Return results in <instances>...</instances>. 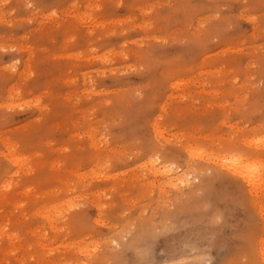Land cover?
Here are the masks:
<instances>
[{
	"label": "rangeland",
	"instance_id": "374dc122",
	"mask_svg": "<svg viewBox=\"0 0 264 264\" xmlns=\"http://www.w3.org/2000/svg\"><path fill=\"white\" fill-rule=\"evenodd\" d=\"M263 145L264 0H0V264H264Z\"/></svg>",
	"mask_w": 264,
	"mask_h": 264
},
{
	"label": "bare ground",
	"instance_id": "6f19581e",
	"mask_svg": "<svg viewBox=\"0 0 264 264\" xmlns=\"http://www.w3.org/2000/svg\"><path fill=\"white\" fill-rule=\"evenodd\" d=\"M262 141V140H261ZM264 146V145H263ZM190 147H192V146H190ZM189 148V147H188ZM187 148V149H188ZM262 148V147H261ZM191 149V148H190ZM189 149V150H190ZM192 149H193V147H192ZM191 149V151L190 152H192V153H190L192 156H193V154L194 155H199V154H201V152H199V153H197L196 154V152L197 151H200V150H202V149H200V148H196V149H193L192 150ZM198 149H200V150H198ZM194 150L196 151V152H194ZM203 151H205V150H203ZM207 152V151H206ZM209 154H208V156H206V158L207 159H209L210 160V158L209 157H212V155L210 156V152H208ZM215 154H213V156H214ZM216 156V155H215ZM246 156V155H245ZM213 158V157H212ZM191 159V158H190ZM206 159V160H207ZM255 159H254V157H252V158H250V159H247L246 157H244L243 156V153H241L240 151L239 152H237V151H229V152H227V153H221V155L220 154H218L217 155V157L215 158V162L214 163H216V165L220 168V169H222V170H224V171H226V172H228L229 174H232L236 179H238L239 181H241L242 183H245L246 185H247V187H248V190H249V193H251V194H253V196H258V195H260L259 194V192L257 191V189H259L260 187H263V189H264V164H263V161H261L260 163H257V164H255ZM258 162V161H257ZM152 163H156L154 160H153V162ZM139 165V164H138ZM151 165H153V164H151ZM187 166V165H186ZM154 167H155V169L154 170H156V172H160L161 173V175L164 177V179L165 180H163V178H162V183L160 184L161 186H162V184H163V181H165L164 182V184H169V183H172L173 185H175L176 183H177V186H179V184L178 183H180V184H186L187 183V181H189L190 179H188V175L190 174L187 170L186 171H184L183 172V170H182V173L180 172H176V165L174 166L172 163H170V162H163V161H161V162H159L158 163V165H154ZM193 167V166H192ZM149 168V167H148ZM150 168H152L153 169V167H151L150 166ZM149 168V169H150ZM189 168V167H188ZM178 169V168H177ZM151 170V169H150ZM153 170V171H154ZM158 170V171H157ZM152 171V172H153ZM156 172H154V174L156 173ZM151 173V172H150ZM152 174V173H151ZM157 174H159V173H156V175ZM163 184V185H164ZM172 184L170 185V186H172ZM176 186V185H175ZM182 186V185H181ZM164 188V187H163ZM162 188V189H163ZM173 188H175L174 186H173ZM158 189V188H157ZM164 189H166V188H164ZM175 189H178V187H176ZM161 192L160 193H162V190H161V188L159 189ZM182 192V191H181ZM163 194V193H162ZM162 196H164V194L162 195ZM160 197V196H159ZM163 199H165V198H163ZM160 200H162V198L160 199ZM159 200V201H160ZM158 201V200H157ZM164 202V201H163ZM166 202V201H165ZM165 202H164V204H165ZM253 203H255V205H257V206H259L260 205V201L258 200H254L253 201ZM168 204V203H167ZM166 204V205H167ZM42 209H44V207H41ZM41 208H38V209H41ZM41 209V210H42ZM46 209V208H45ZM44 209V210H45ZM40 211V210H39ZM45 212V211H44ZM43 212V213H44ZM38 213V212H37ZM46 214L48 215V211H46L45 213H44V215H45V217H46V219H48L47 218V216H46ZM42 215V214H41ZM49 223V222H48ZM50 224V223H49ZM126 226V225H125ZM125 229V228H124ZM126 231V230H125ZM7 235V234H6ZM9 235V234H8ZM11 237V236H10ZM10 239V238H9ZM8 240V239H7ZM261 240V239H260ZM263 240V239H262ZM42 242V241H41ZM41 242L38 244V245H41ZM264 242V241H263ZM38 243V242H37ZM45 243V242H44ZM48 244V243H47ZM44 245V244H43ZM46 245V244H45ZM44 245V246H45ZM76 246V245H75ZM78 246V245H77ZM83 246V245H82ZM43 247V246H42ZM11 248V247H10ZM81 250H83V247L82 248H80ZM262 250H260L259 249V254H260V257H261V259H262V261H264V249H263V247L261 248ZM77 250V249H76ZM80 250V251H81ZM263 252V253H262Z\"/></svg>",
	"mask_w": 264,
	"mask_h": 264
}]
</instances>
